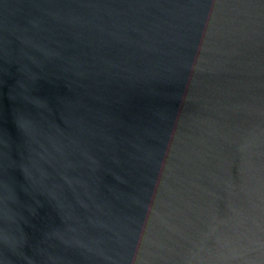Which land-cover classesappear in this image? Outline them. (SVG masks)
I'll return each instance as SVG.
<instances>
[{
    "label": "water",
    "instance_id": "obj_1",
    "mask_svg": "<svg viewBox=\"0 0 264 264\" xmlns=\"http://www.w3.org/2000/svg\"><path fill=\"white\" fill-rule=\"evenodd\" d=\"M0 264H264V0H0Z\"/></svg>",
    "mask_w": 264,
    "mask_h": 264
}]
</instances>
